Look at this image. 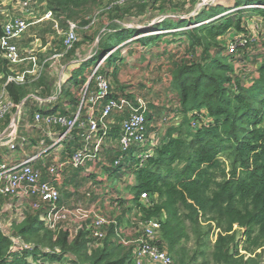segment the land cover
<instances>
[{
    "label": "trees",
    "instance_id": "obj_1",
    "mask_svg": "<svg viewBox=\"0 0 264 264\" xmlns=\"http://www.w3.org/2000/svg\"><path fill=\"white\" fill-rule=\"evenodd\" d=\"M104 1L115 0L40 2L46 4L60 26L65 28L66 21H75L87 15L92 8ZM157 6L162 13L165 9L174 8L171 3L162 1ZM145 7V4L138 6L140 10ZM119 8L116 6L108 11L112 19L120 18L116 15ZM149 9L152 10L153 7ZM251 12L264 17L261 9H253ZM244 16L243 12L236 11L210 22L209 19L207 23L197 21L196 18L177 22L166 18L149 29L119 28L113 24L111 26L118 29L101 39L95 50L97 53L105 48L101 54L103 57L120 43L137 36L138 44L148 48L158 45L166 35L172 38L170 42L180 35L182 53H165L163 48V52L154 53V56L151 52L146 55L152 66L157 60H163L154 66L156 72L162 62L167 64V73L161 78L155 73L154 83L156 86L158 83L168 86L169 93L176 101L175 112L171 109L163 115L162 111L168 109L169 101L162 104L157 102L154 106L149 105L146 97H142L147 99L145 116L150 128H157L164 118H168L169 122L170 118H179V123L167 126L161 135L158 130L160 138L154 153L145 160L142 167L135 170L136 183L130 186L136 210L146 219H154L160 223L158 246L166 249L174 264H188L184 260L182 248L177 249V245L182 239L186 240L189 234L197 245V251L190 257L189 263L197 262L202 257L200 264H264V53L251 60L250 64L257 66V78L251 86L246 87L242 81L245 73L235 72L232 67L236 61L234 55H227L218 41L230 30L243 32ZM81 20L83 26L88 24L84 19ZM172 23H176L175 28ZM187 26L186 30L178 32L180 28ZM149 32L157 33L146 35ZM112 39L117 42L114 47L108 46ZM78 46L79 43L74 50ZM120 48L114 50L106 60V65L114 66L112 71L101 68V73L106 77L110 74L109 77L112 76L113 80L117 79L119 73L120 67L116 62H121L118 52ZM93 58L83 63L79 69ZM46 81L40 77L30 86L10 84L7 90L14 103L18 104L40 87L49 93L51 83ZM75 83L78 84V80ZM116 89L122 91L124 88L117 84ZM62 94L65 97L71 96L64 89ZM124 94H113V97ZM41 95L45 96V93L41 92ZM127 96L134 102V98ZM193 113L197 114L191 116ZM199 114L203 116L200 117ZM117 117L121 122L123 117ZM193 120L199 121V127L195 131L191 129ZM76 144L77 142L73 143ZM122 167L124 171L134 170L132 165ZM109 172H113V169ZM141 193L149 195L148 203L139 201ZM39 215L40 213L27 215L21 223L13 225L14 234L34 246L33 250L24 252L20 257L9 254L11 242L0 230V264H27L28 257H41L49 264L130 262L131 250L108 240L101 248L88 254L85 233H79L70 242L65 232L53 233L46 230L39 221ZM124 218L122 216L119 222ZM112 233L113 229L109 234ZM45 248L51 251L57 248L59 253L44 254L42 252ZM208 249L209 253L206 254L205 250ZM64 255H70L75 261H65Z\"/></svg>",
    "mask_w": 264,
    "mask_h": 264
},
{
    "label": "built area",
    "instance_id": "obj_2",
    "mask_svg": "<svg viewBox=\"0 0 264 264\" xmlns=\"http://www.w3.org/2000/svg\"><path fill=\"white\" fill-rule=\"evenodd\" d=\"M20 11V15H12L3 12L0 2V12L3 17L0 24V65L6 67L21 63L24 59L29 62L31 69L24 74H11L6 77L0 88V123L5 126L0 130V149L5 150V157L0 155V197L18 198L27 201L30 214H39V221L46 230L53 233L65 232L68 241H74L79 233L86 234L87 253L101 248L102 243L107 237L108 228L114 230L117 244L131 250V260L128 264H174L173 259L166 249L158 246L160 223L154 219H146L137 210H133L125 216L126 223L122 224L119 220H109L99 214L92 206L77 205L68 207L61 205V193L59 186L63 179L65 169L81 170L87 163L98 165L95 173H99V181L105 182L107 175H102L104 171H112L113 168H121L124 165H132L134 170L140 168L145 160L154 153L159 137L152 136L149 132V124L146 120V100L141 96L135 97L134 102L124 94L119 97H113L112 86L108 78L101 73V68L105 64L106 58L114 51H111L101 60H99L86 76L87 83L83 85L79 92L77 108L71 118L60 114L45 112L44 105H50L57 102L62 95V81L55 85L54 92L44 98H37L35 95H29L26 99L16 104L8 93L7 87L10 84L28 85V79L38 80L40 72L37 69H43L46 61H37L32 55L31 48L26 49L20 46L22 37L29 29V17L43 9L39 22H51L53 29L62 36V49L58 53L54 52L48 60L54 63L61 61L65 54L70 51L75 43L78 42L77 25L73 21L65 22V30L57 29V23L54 15L46 8L44 2L39 0H10ZM153 0H115L110 2L105 11L108 12L113 7L138 2L139 4H150ZM166 3L184 0H157ZM231 11H241L247 14L252 9H261L264 11V4L243 5L242 7L233 6ZM3 12V13H2ZM261 16V15H260ZM264 19V17H263ZM207 23V22H206ZM91 26V22L88 24ZM199 25H194V27ZM257 29V28H256ZM264 40V29L260 35ZM258 38V37H257ZM242 35V40L238 44H229L225 52L227 55H234L239 68L245 67L257 55L264 53V46L258 45V39ZM246 45L255 47L243 56L240 52L244 51ZM262 47L259 51L258 48ZM47 60V61H48ZM243 69L245 75L242 81L249 87L257 78L256 67L247 65ZM236 67V66H235ZM237 68V67H236ZM235 70V69H234ZM238 73L239 71H236ZM40 96V94H39ZM30 107L33 111V124L44 126L46 128L59 127L63 132L51 139V143L46 145L42 139L38 143V150L26 160L13 164L6 159L15 150L24 149L30 145L29 136H22L20 132L21 123L24 119V108ZM33 109V110H32ZM113 115L123 117L119 122V134L117 137V157L112 162H106L102 159L103 155L111 152L110 127L112 125ZM203 114L200 115L202 117ZM171 119V118H170ZM205 119V118H201ZM160 123L166 125L168 118H164ZM199 121L193 120L191 128L197 129ZM158 136V135H156ZM77 142L78 147L68 154V159L64 163L53 161L45 169V175L36 167L37 162L42 163V159L49 153H58L64 151L65 145ZM26 143V144H25ZM138 151V155L132 157V152ZM16 154V153H15ZM125 161V162H124ZM124 170V167H122ZM90 176V175H89ZM93 184V183H92ZM90 182L84 193L86 199H91L92 193L101 194L100 186H93ZM97 191V192H95ZM111 191V190H110ZM113 192V191H111ZM107 193V192H105ZM103 194V193H102ZM110 205L119 216L122 209L119 203V197H109ZM141 203H148L149 195L141 193L139 195ZM23 215H21L22 217ZM10 223L0 221V230L11 242L9 254L20 257L26 251L34 249L33 244H27L22 238L16 236ZM13 232V233H12ZM59 253L57 248L53 251L44 249L42 253ZM63 259L67 262H73L75 259L70 255H64ZM27 264H49L45 263L41 257L26 258Z\"/></svg>",
    "mask_w": 264,
    "mask_h": 264
},
{
    "label": "rangeland",
    "instance_id": "obj_3",
    "mask_svg": "<svg viewBox=\"0 0 264 264\" xmlns=\"http://www.w3.org/2000/svg\"><path fill=\"white\" fill-rule=\"evenodd\" d=\"M41 1V0H39ZM160 1L157 0H153L150 4L147 5V7H145L144 9L138 8V5L134 4L133 2H130L127 5H123V6H118L120 7L119 9V13L117 12L116 15L121 16L120 18L124 17L125 15V20L123 22L122 25L115 23V22H110L111 20H115L116 18L112 19L111 15L108 14V12L105 11V7L110 3L108 1H104L102 3H99L98 6L92 8V10L87 14V15H83L82 17H80L79 19H76L75 24L77 25V34L79 37V40L77 43H79V46L74 50V47L77 43H75V45L73 46V48L68 51L64 58L61 59V61L54 63L53 60H48L47 61V56L49 54H53V50L51 49L50 51H47L45 53H47V56H44L45 54H43V52H39L41 50L40 46H44L47 43H50L49 48H53L56 49V53H58L61 50L58 49H62V36L61 34H57L56 31L53 29V24L51 22H44L40 25L39 28H37L36 30H30L28 32V35H25L23 42L24 43H32L29 44V48H31L32 50V55L33 57L36 59L37 61V66H39L43 61H46V64L44 65L43 69L38 70L37 74L40 72V76L39 77H43L45 78L47 81L51 83V88L52 85L56 84L57 82V77H58V73L60 71V67L62 68V66H66V68L63 70L62 68V72H65L66 75V79L68 78V80L65 81V84L62 85V90H66L71 96L70 97H65L64 94L61 95V99L63 101H66V103H68L67 101L69 99H71L72 101V106L76 107V103H74L76 101V99H79V92L82 90V87L84 84L87 83V80H84V75L85 73L88 71L87 69L90 68L92 65H95L98 60L101 59V54L106 50L105 48H101L99 50V52L95 53V50L97 48L98 42L103 38H105L108 33L113 32L114 30H110L109 29V25H119V28H136V29H149L150 27H152L155 23L161 21L162 19H166L169 18V20L173 21V22H177V21H188L190 19L196 18L197 21H201L202 23H206L207 20L212 21L214 19H217L218 17L222 16V15H227L228 13H232L234 11L233 10V6H238V7H242L243 4H251V5H257V4H264V0H253V1H246V0H184V1H174V2H170L171 5H174L173 9H168L164 11V13L160 12V7H158V3ZM249 2V3H248ZM150 7H153V9H149ZM194 11L197 12V16H194ZM253 11L250 10L249 13L245 14L244 17H242V23L243 25V32H237L235 30H230L227 34H225L223 37L219 38L220 40V46L221 49L224 47V49L226 50V48L228 47L229 44H238L241 40H242V35H248V37H252L254 39H258V45L259 46H264V40L261 38V34L263 32L264 29V19L262 16L258 15L256 12H251ZM128 12V13H127ZM164 14V15H163ZM84 17V18H83ZM84 19L85 21L88 22V24L91 22V26H88V24L86 26H83L82 24V20ZM119 19V18H118ZM56 20V19H55ZM109 21V22H107ZM57 23V29L60 31L65 30L64 27L60 26V22L58 20H56ZM188 23V22H187ZM172 25L174 26V28L176 27V23H172ZM115 27V26H113ZM189 26L185 27V28H180L178 30L179 31H184L188 28ZM257 28V29H256ZM118 29V28H117ZM157 32H149L146 35L149 34H156ZM144 36V35H141ZM180 35H177L175 37V39L173 40V42H170L169 40L172 39L170 36L166 35L164 36V38L160 39V42L162 41L163 44H159L154 46V50H157V52L154 53H158V52H163V48L165 49L164 52L165 53H174L175 55H178L177 52L182 53L183 50L181 48L180 42L179 40ZM126 37V35H124V38ZM138 38V37H137ZM135 38V39H137ZM179 38V39H178ZM35 40H37V42H35ZM22 41V39H21ZM20 41V42H21ZM22 42V44H23ZM130 42V41H124L123 43H120L117 47H115L113 50H116L119 47H125V45ZM107 43H105L104 46H106ZM166 44V46H165ZM117 42L114 41L113 39L108 42V46H116ZM61 46V47H60ZM138 47V46H137ZM255 46L254 45H246V48H242L244 51H241L240 53L244 56L248 51V58H249V54H251V51ZM259 51L262 50V47L258 48ZM73 51V52H72ZM90 51V52H89ZM251 51V52H250ZM72 52V53H71ZM90 55V56H89ZM257 55H259L257 53ZM88 57V58H87ZM91 57H94L92 59V61L90 63H88L86 66H83L81 69H79V67L87 62ZM166 59V58H165ZM257 61V58L255 59ZM163 60H157V63H153V66L151 67L152 64H148L147 69H145V71L141 70V71H137L135 69H129L128 72L126 73H122L123 75L121 76V79H123L124 81H127L128 84H131L130 82H134L135 84H138L140 87L138 88V91L140 92V96L141 97H146L147 99H155L153 101H155L156 103L158 102L159 104H162L163 102L169 101L168 103V109H166L165 111H162V114L164 115L166 111H170L171 109L174 110L177 108L176 106V101L174 100V97L171 95V93H169L168 91V86L163 85L158 83V85L155 88H150L148 87L149 84H151V80L152 78H154L155 73L156 75H158L160 78L162 75H164L165 73H167V64L165 62H162L163 64L161 65V67H159L158 71L156 72V69L154 66H157L158 64H160V62ZM51 64V65H50ZM60 66V67H56V69H54L53 66ZM250 65V62L246 63L245 67L243 68H239V66L236 64L232 65V67H234V69L236 71H243V69L248 68L247 65ZM256 64V63H253ZM258 65V64H257ZM169 66V64H168ZM237 68H236V67ZM106 67V69L104 68ZM109 66H107L106 64H104L102 66V69L107 70L108 72H111V68H108ZM255 67H257L255 65ZM153 68V72H151V69ZM78 69V70H77ZM72 73L73 78L70 79L68 76L70 75V73ZM239 73V72H238ZM110 75V74H109ZM108 75V80L111 83V86L115 87L117 86L116 83L114 82L112 76L109 77ZM64 76V75H63ZM63 76L61 75L60 79L62 78L63 80ZM82 79V80H81ZM31 77L28 79V85L30 86L32 84H34V82H36V80L31 81ZM75 80H78V84L75 83ZM81 80V81H79ZM122 82V85H128L126 82ZM155 86V85H154ZM43 87L38 88V91L36 92H32V94H34L35 96H37V98H39V93H43ZM126 95H128V93H125ZM154 96V97H151ZM170 96V98H169ZM156 97V98H155ZM133 98V97H132ZM170 100H169V99ZM131 99V98H130ZM146 99V101H147ZM28 110V112H30V109H26V111ZM197 113H193L191 114V116L196 115ZM162 115V117H163ZM174 115V114H172ZM171 115V116H172ZM200 115V114H199ZM114 122L117 123L118 117H114ZM206 119V118H205ZM173 120V122H172ZM23 123V122H22ZM21 123V124H22ZM179 123V118L170 119V122L166 125H164L163 123L159 125V132L164 133L166 131V129L172 124L177 125ZM150 125V124H149ZM168 126V127H167ZM149 127V132L151 131L150 126ZM192 129V128H191ZM22 130V125L20 128V131ZM192 130H196V129H192ZM152 136H156V133H153ZM160 138V136H159ZM30 143V146L32 147V143L29 139L28 141ZM26 144V143H25ZM26 148V146L24 147V149ZM21 149V147H20ZM20 150L18 148V150H15L12 154L16 155L17 153H19ZM16 153V154H15ZM138 155V151H134L132 152V157H135ZM48 155H46V157L43 158V160L45 158H47ZM9 158H11V155H9ZM125 162V161H124ZM45 164H47V162H45ZM124 165V163H123ZM133 169V168H131ZM113 172L109 173V171H104L102 172V175H107V179L103 183H99V186L102 188L103 191H106L108 195L104 196L103 194H101L102 197H104V200L108 202L109 197H119V203L122 209L121 215L122 216H127L128 213H130L131 211H133L134 209L136 210V208L134 207L132 210H128L125 212V197H129V194H131V190H130V186L135 185L136 183V177H135V170H128L130 173L127 174H122V177H119V174L116 172V170L113 168ZM100 174V172H99ZM134 179V184H132ZM110 189H113V192L110 191ZM133 197V195H132ZM97 198V197H96ZM133 200V199H132ZM104 201H98V204L101 205ZM132 205L133 203H127ZM78 205V204H77ZM75 205V206H77ZM75 206H68V207H75ZM102 206V205H101ZM99 207L100 210L103 212L101 213L100 211L97 210V212L103 216H105L106 218H108L109 220H120L121 221V217L119 216V214L116 211H112V209H109V205L106 206H102ZM0 214L1 215H15V217H18V219L16 218L14 225L15 224H19L23 221L24 215L22 217H20V213L23 212V208H19L18 210H15L13 208L9 209L8 211L6 210H1L0 209ZM27 214H30L27 213ZM126 214V215H125ZM125 220V223H124ZM122 224H126V219L124 218ZM1 221V220H0ZM2 222V221H1ZM12 227V226H10ZM12 229V228H10ZM112 229V228H111ZM110 228H108L107 231V237L105 239L104 242H106L107 240L109 242H115L117 243L116 240V236L114 235V230L112 234H109L111 231ZM14 232V231H13ZM12 232V233H13ZM213 241V239H212ZM104 242L102 243V245L104 244ZM182 248V254L185 257V261L188 262V264H200L202 263V257H199L197 259V262H190L189 263V259L191 256H193V254L197 251V245L195 243V239L191 236V234H189L188 238L186 240L182 239V241L179 242V244L177 245V249ZM87 251V249H86ZM206 254L209 253V249L205 250Z\"/></svg>",
    "mask_w": 264,
    "mask_h": 264
},
{
    "label": "crops",
    "instance_id": "obj_4",
    "mask_svg": "<svg viewBox=\"0 0 264 264\" xmlns=\"http://www.w3.org/2000/svg\"><path fill=\"white\" fill-rule=\"evenodd\" d=\"M0 2L2 3L3 12H6V13H9L12 15H20L21 14V11L16 6H14L10 0H0ZM133 3L139 6L138 2H133ZM145 5H148V4H145ZM42 11H43V9L40 10L38 13L33 14L29 17L28 22H29L30 26H29V29L25 35H28V32L30 30H36L37 28L40 27V25L42 23H44V22H39L40 16L42 15ZM125 15L126 14H124L123 18L111 20L110 22H115V23L122 25L124 20H125ZM0 17H1V19H3L1 12H0ZM107 22H109V21H107ZM0 24H1V22H0ZM109 29L115 30L117 28L109 25ZM25 35L22 37V41L20 42V46L23 49L24 48L26 49V46H29V44H32L31 42L28 44L23 42ZM149 35H152V34H149ZM137 37H139V36H137ZM137 37H134L132 39L127 40L130 42H128L125 45V47H121L120 50H118L119 58L121 59V62H116V65L120 68H119V73L117 75V79L114 80V82L116 83V85L118 84L119 86H121L124 89L121 91L120 89H116V86L115 87L112 86V93L115 96L120 95L121 93H128V95L133 97V98L140 96V92L138 91L137 87H140L141 85L139 86L138 84H135L134 82H130L131 84H128L127 81H124L123 79H121V76L123 75L122 73L128 72L129 69H135L137 71L138 70L139 71H141V70L145 71V69H147V66L149 64V60L147 59L146 55L151 52V54L153 53L152 55L154 56V52L158 51V48H157V50L153 49L154 48L153 45L149 46L148 48L141 47L135 39ZM22 42H23V44H22ZM35 42H37V40H35ZM162 43L163 42L161 41L159 44L161 45ZM49 45H50V43H47L44 46H40L41 50L39 52H43V54H45L44 56H47L48 54L45 53L46 50L50 51L52 49L53 52L57 51L56 49L49 48ZM58 50H61V49H58ZM51 55L52 54H49L47 56V60L50 58ZM106 55H104V56H106ZM103 57H101V59ZM107 58H106V60H107ZM106 62L107 61H105V64H106ZM93 66L94 65H92L87 70L89 71ZM53 67H54V69H56V67H60V66L59 65L56 66V64H55V66H53ZM113 67H114L113 65H109L108 68H111V70H112ZM151 67H152V65H151ZM8 68L9 67H6L5 64H3V63H2V65H0V88H1L2 84L4 83L7 76H9L11 74H13V75L24 74L26 71H29L31 69V65L29 62H26V59H24L21 63L16 64L14 66H11L10 70ZM62 68L64 70L66 68V66H62ZM62 68L60 67V71L58 73L56 84H59L60 81H62V85H64L65 81L68 80V78L66 79L65 72H62ZM105 69H106V67H105ZM88 71L84 75V80H86V76L88 74ZM72 73L73 72H71L70 75L68 76L70 79L73 78ZM61 75L62 76L64 75L63 80H62V78L60 79ZM154 80L155 79L152 78L151 84H149L148 87H150V88L156 87ZM123 81L126 82L128 85H122ZM56 84L52 85V88L50 87L49 93H47V91H43V94L45 93V96L44 95L42 96L41 93H39L40 98L41 97L44 98V97L48 96L49 94L51 95V93L54 92ZM36 91H38V89L33 90V92H36ZM29 95H34V94H32V92H31L30 94H28V96ZM151 97H154V96H151ZM148 100H149V105H154V106L157 105V103L155 101H153L155 99H148ZM77 101H78V99H76V101L74 102V103H76V106H77ZM67 102L68 103H66V101H63L60 98L57 102H55L53 104L44 105L43 108H44L45 112L56 113V114H60V115H63L65 117L71 118L72 115L76 111V107L75 106L73 107L71 105L72 104L71 99H69ZM27 109H30V107L27 106ZM33 113L34 112L31 110H30V112H28V110L26 111V107L24 108V119L22 121L23 122L22 123V130L20 131L22 133V136H26V135L29 136L30 141L32 143V147L30 145H28L25 149H20V152L17 153L16 155L12 156L11 158L6 157L8 162H11L13 164H18V163L26 160V158L32 156L38 150V143L42 139L45 141L46 145H49L51 143V139L53 137H55L56 135H59L63 132V129H61L59 127L51 128V129L46 128L44 126H37L36 127V125L33 124V117H32ZM114 117H116V116L113 115V117H112V125L110 127V142H109L111 148H114V149L111 152H107V153H105V155H103L102 159H104V161H106V162H112L113 159L115 160V158L118 155L116 153L117 152V146H115V145L117 144V137L119 134V121L117 123H115L114 119H113ZM4 126L5 125L3 123H0V130ZM158 127L156 128V126H153L151 128L152 133H156V135H158L159 134L158 133V130H159ZM161 134H163V133H160V135ZM158 137L159 136H157V138ZM65 148H66L65 151H60L58 153H53V152L49 153L47 158H45L44 160L42 159L43 160L42 163L37 162L35 164L36 167L38 169H40L41 172L45 175L46 166H48L53 161H57L60 163L66 162L68 159V154H70L74 149L79 148V147H78V144H76V145L70 144V145H65ZM4 153H5V150L0 149V155L3 158L5 157ZM45 162H47V164H45ZM97 169H98V165H94L91 163H87V165L81 170H71L67 167L65 169L64 174H63V179L61 181V185L59 186V190L61 193L60 204L61 205H67V206H75L77 204L78 205L79 204L85 205V206H92L96 210L100 211L101 213H103L99 208L101 205L102 206L109 205L110 206L109 209L110 208L112 209V207L110 205V200H108V202H107L104 200V197L101 196L102 193L104 196L108 195L107 193H105L106 191L102 190L101 187H99L100 190L102 191L101 194H97L98 192L95 191L97 193H92L91 199H89V200L86 199L84 196V193L89 190L87 188H88L90 182H91V184L93 183L92 184L93 186H96L95 184L99 185V183H100V181L98 180L99 179V173H95ZM117 169L118 170H116V172L119 174L118 178L122 177L123 176L122 174L130 173L129 171H124L122 167L120 169L119 168H117ZM109 173H111V172H109ZM132 182H133L132 184H134V179ZM101 183H103V182H101ZM103 185H104V183H103ZM110 190L113 191V189H110ZM132 199H133L132 194H129V197H125V200H126L124 203V205L126 207L125 212L128 210H132L135 207L133 204L132 205L127 204V203L132 202ZM98 201H104V202L101 205H99ZM20 207L23 208V212L20 213V217H21V215H24V218H23V220H24L27 215H30V214H27V213H29L27 201L22 200V199H18V198L0 197V209L1 210L8 211L11 208L18 210ZM112 211H114V210L112 209ZM126 214H127V212H126ZM16 218L18 219V217H15V215H7V214L1 215L0 214V220L3 223H10L12 225V228H13L14 223L17 222V221H15ZM124 223H125V220H124Z\"/></svg>",
    "mask_w": 264,
    "mask_h": 264
},
{
    "label": "water",
    "instance_id": "obj_5",
    "mask_svg": "<svg viewBox=\"0 0 264 264\" xmlns=\"http://www.w3.org/2000/svg\"><path fill=\"white\" fill-rule=\"evenodd\" d=\"M195 15H197V12L194 11V16H195ZM162 20H163V19H162ZM162 20H161V21H162ZM159 22H160V21H159Z\"/></svg>",
    "mask_w": 264,
    "mask_h": 264
}]
</instances>
